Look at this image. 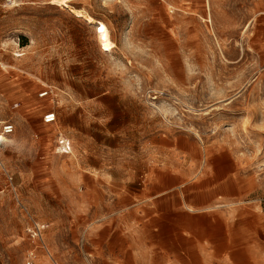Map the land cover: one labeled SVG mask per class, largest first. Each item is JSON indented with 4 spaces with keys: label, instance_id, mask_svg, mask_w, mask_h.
Returning a JSON list of instances; mask_svg holds the SVG:
<instances>
[{
    "label": "rangeland",
    "instance_id": "rangeland-1",
    "mask_svg": "<svg viewBox=\"0 0 264 264\" xmlns=\"http://www.w3.org/2000/svg\"><path fill=\"white\" fill-rule=\"evenodd\" d=\"M68 3L111 52L69 8L0 0V264H264L262 232L244 253L172 222L191 158L240 159L262 198L264 0Z\"/></svg>",
    "mask_w": 264,
    "mask_h": 264
},
{
    "label": "crops",
    "instance_id": "crops-1",
    "mask_svg": "<svg viewBox=\"0 0 264 264\" xmlns=\"http://www.w3.org/2000/svg\"><path fill=\"white\" fill-rule=\"evenodd\" d=\"M199 164L210 168L197 174ZM190 179L185 206L173 210L172 222L191 244L241 245L245 247L240 252L246 253L259 241L256 232H262L264 240V190L262 198L247 201L257 184L253 176L244 175L243 161L229 155L191 158ZM199 237L203 240H196Z\"/></svg>",
    "mask_w": 264,
    "mask_h": 264
},
{
    "label": "built area",
    "instance_id": "built-area-1",
    "mask_svg": "<svg viewBox=\"0 0 264 264\" xmlns=\"http://www.w3.org/2000/svg\"><path fill=\"white\" fill-rule=\"evenodd\" d=\"M51 94L50 88H43L41 92H39V97L46 98ZM18 105V104H16ZM57 122V114L53 110H48L43 115V123L46 125L54 124ZM15 124L11 121H6L2 124L0 128V149L4 146L9 136H11L15 132ZM38 136V135H37ZM58 148L59 152L62 154H70L72 152V145L68 139L60 135L58 137ZM1 163V161H0ZM2 164V163H1ZM9 180H12V176L8 175ZM12 186V184H10ZM16 192L15 189H13ZM42 228L39 229V232Z\"/></svg>",
    "mask_w": 264,
    "mask_h": 264
},
{
    "label": "bare ground",
    "instance_id": "bare-ground-1",
    "mask_svg": "<svg viewBox=\"0 0 264 264\" xmlns=\"http://www.w3.org/2000/svg\"><path fill=\"white\" fill-rule=\"evenodd\" d=\"M70 0H50V3L62 8H69L70 11L74 13L76 17L84 18L88 23H96L95 31L98 39V43L105 52H111L115 47L114 42L111 39L110 30L107 24L103 21H97L93 16L90 14H85L81 10L73 9L70 7L69 2ZM204 18V17H203ZM205 20L210 21L209 19L204 18ZM10 142V139H7L6 143Z\"/></svg>",
    "mask_w": 264,
    "mask_h": 264
}]
</instances>
